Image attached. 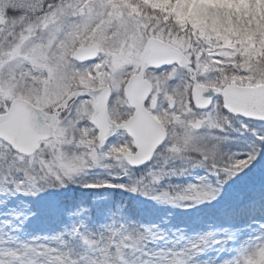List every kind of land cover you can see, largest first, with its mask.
I'll use <instances>...</instances> for the list:
<instances>
[{"label":"snow or ice","instance_id":"1","mask_svg":"<svg viewBox=\"0 0 264 264\" xmlns=\"http://www.w3.org/2000/svg\"><path fill=\"white\" fill-rule=\"evenodd\" d=\"M0 216V264H264V0H0Z\"/></svg>","mask_w":264,"mask_h":264},{"label":"rangeland","instance_id":"2","mask_svg":"<svg viewBox=\"0 0 264 264\" xmlns=\"http://www.w3.org/2000/svg\"><path fill=\"white\" fill-rule=\"evenodd\" d=\"M128 195L134 196L135 194H127L126 198ZM141 200H143L144 198L141 197ZM154 205V202H149L148 207L152 208V206ZM164 206L161 205H155V207L153 208V211L149 214L151 219L153 221L155 220H159L161 217H163L165 215V212L162 210ZM169 210H171L173 212V216H172V224L177 225V226H183L181 224V221H185L191 224V226L193 227H198L200 226L199 222H197V218L193 217V218H189L187 216H183L182 213L184 210L182 209H171V206H168ZM3 217L0 216V220H2Z\"/></svg>","mask_w":264,"mask_h":264}]
</instances>
